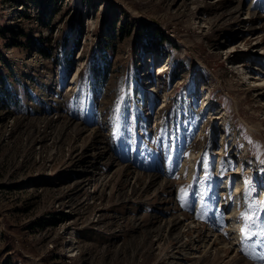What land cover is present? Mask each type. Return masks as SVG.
Segmentation results:
<instances>
[{"label": "rangeland", "instance_id": "374dc122", "mask_svg": "<svg viewBox=\"0 0 264 264\" xmlns=\"http://www.w3.org/2000/svg\"><path fill=\"white\" fill-rule=\"evenodd\" d=\"M36 1L0 0V264H264V0Z\"/></svg>", "mask_w": 264, "mask_h": 264}, {"label": "trees", "instance_id": "16d2710c", "mask_svg": "<svg viewBox=\"0 0 264 264\" xmlns=\"http://www.w3.org/2000/svg\"><path fill=\"white\" fill-rule=\"evenodd\" d=\"M32 1V0H30ZM59 2V0H37L36 4L39 10V20L40 22H43V20H49L53 17V11H55L56 4ZM1 32V30H0ZM128 33V32H127ZM135 35H138V37L144 38V40L149 38H157L160 42H163L167 39V36L163 34V32L160 30V28L154 24H151L149 22H143L139 23L136 26L135 29ZM37 43V50L41 55H49L45 52V49L42 48V44L38 41ZM103 41L100 39L96 42V45L94 46L93 51L89 55L87 61L88 65L87 68L90 72V75L92 78L98 77L99 67H97L99 61L104 60L106 57L105 55V49H100L102 46ZM96 49H100V51L103 52L102 56L96 53ZM11 71V69H10ZM105 76V74H104ZM18 102V96L14 89L12 88L11 84L8 82L7 76L3 71V67L0 65V109L4 106L9 105L10 103H17Z\"/></svg>", "mask_w": 264, "mask_h": 264}, {"label": "bare ground", "instance_id": "6f19581e", "mask_svg": "<svg viewBox=\"0 0 264 264\" xmlns=\"http://www.w3.org/2000/svg\"><path fill=\"white\" fill-rule=\"evenodd\" d=\"M77 70H78V69H77ZM253 84H254L255 86H259V85H260L257 81L253 82ZM241 186H242L241 184H237V185L233 188V191H232V192H233V195L238 196V195L241 193V191H242V187H241ZM220 192H222V195H224V192H226V189H225L224 186L221 187ZM235 205H236V204H235ZM235 205H233V206H235ZM231 208H232V207H231ZM229 211H230V210H229ZM230 212H231V211H230ZM236 214H237V208L234 207L233 210H232V215L235 216ZM235 218H236V216H235ZM231 226H233V228H232ZM230 228H231V229H234L235 239H236V242H237V239H239L241 236H240L239 232H237V230H236V226L234 227V225H232V223L230 224ZM69 236L71 237V233H69ZM233 239H234V238H233ZM234 242H235V241H234ZM68 244H69V246L71 247V245H72L71 241H70ZM69 250L71 251L70 248H69Z\"/></svg>", "mask_w": 264, "mask_h": 264}, {"label": "snow or ice", "instance_id": "6c2138e0", "mask_svg": "<svg viewBox=\"0 0 264 264\" xmlns=\"http://www.w3.org/2000/svg\"><path fill=\"white\" fill-rule=\"evenodd\" d=\"M250 210H251V209H250ZM242 218L245 220V229H243L242 231L247 232V230H248V228H249L250 226H251V227H254V226H255L254 224H253V225H249V224H248L249 217H248V215H247V212H245V213L242 214ZM259 237H260L261 239H258L257 243H259L262 247H264V228H262V229L260 230ZM260 258H261V259H264V256H261Z\"/></svg>", "mask_w": 264, "mask_h": 264}]
</instances>
